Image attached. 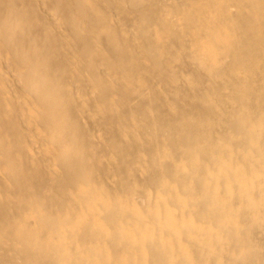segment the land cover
Wrapping results in <instances>:
<instances>
[{"label":"bare ground","instance_id":"6f19581e","mask_svg":"<svg viewBox=\"0 0 264 264\" xmlns=\"http://www.w3.org/2000/svg\"><path fill=\"white\" fill-rule=\"evenodd\" d=\"M0 264H264V0H0Z\"/></svg>","mask_w":264,"mask_h":264}]
</instances>
